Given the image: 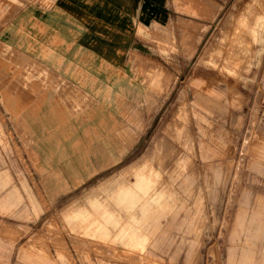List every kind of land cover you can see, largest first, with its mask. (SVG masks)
Returning <instances> with one entry per match:
<instances>
[{"label": "rangeland", "instance_id": "1", "mask_svg": "<svg viewBox=\"0 0 264 264\" xmlns=\"http://www.w3.org/2000/svg\"><path fill=\"white\" fill-rule=\"evenodd\" d=\"M55 1L0 0V264H264V0H154L100 78L27 39Z\"/></svg>", "mask_w": 264, "mask_h": 264}, {"label": "crops", "instance_id": "2", "mask_svg": "<svg viewBox=\"0 0 264 264\" xmlns=\"http://www.w3.org/2000/svg\"><path fill=\"white\" fill-rule=\"evenodd\" d=\"M157 12L159 9H156L154 0H56L51 9L35 14L25 12L21 20L25 19L27 26L36 30L33 36L27 31V39L39 45L36 50L49 49L50 61L60 68L59 71L65 66L66 71L71 70L77 76L100 78L107 75L96 63L101 65L104 60L116 59L111 56L117 55L115 48L121 43L117 37L108 39L101 33L111 30L121 35L118 30L130 29L140 18H155ZM114 78L110 76L108 81L112 82L109 84L110 93L116 98L122 97L117 84L122 80ZM115 106L118 107L117 100ZM55 135L53 132L38 138L40 161L47 173L52 176L59 173L68 179V161H64L70 152L66 148L58 152L61 141ZM135 185L141 189L143 184Z\"/></svg>", "mask_w": 264, "mask_h": 264}]
</instances>
